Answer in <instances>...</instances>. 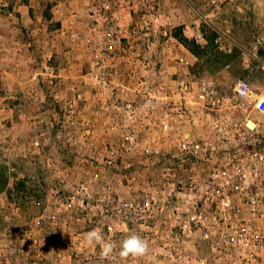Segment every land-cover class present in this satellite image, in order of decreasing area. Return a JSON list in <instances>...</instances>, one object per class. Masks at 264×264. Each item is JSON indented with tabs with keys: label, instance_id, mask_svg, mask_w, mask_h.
<instances>
[{
	"label": "rangeland",
	"instance_id": "374dc122",
	"mask_svg": "<svg viewBox=\"0 0 264 264\" xmlns=\"http://www.w3.org/2000/svg\"><path fill=\"white\" fill-rule=\"evenodd\" d=\"M63 1L0 0V264H203V260L205 264H236L232 258L234 248L227 241L236 231L231 224L249 220L247 199L240 203L239 199L230 197L232 205L242 208L235 214L232 210L221 211L219 197H199L207 185L214 190L218 184L203 180V176L213 174L212 166H204V171L194 181L190 180L188 171L172 169L169 163L173 151L171 139L156 129L141 132V145L129 152L127 158L136 165L135 170L125 171L119 161L117 167L106 170L99 181L92 180V171L85 162L75 161L74 148L63 147L53 137L51 145L41 154L34 150L33 139L48 130L41 121V114L56 108L50 80L57 78L61 87L57 88V93L73 97L72 89L59 82L61 77L51 65L52 58H43L44 47L56 51L66 44L72 45L67 41L68 31L75 33L74 28L69 27L72 23L65 25L67 29L61 27L58 18L52 19ZM73 1L76 3L71 9V20L76 19V15L86 17L89 13L88 21L92 24V15L100 11L104 3L112 10V3L117 0H110L111 4L109 0H100L101 5L95 11L92 8L97 5H91L93 0ZM128 1L133 3L128 7L132 8L134 21L141 19L146 9L151 10L149 27L159 33L155 46L171 43L164 36L165 31L172 33L180 27L184 35L188 32L187 38L194 40L193 35L199 29L204 35V42L199 44H203L204 49L201 58L197 57L195 72L199 74L207 68L211 75L205 80L217 81L225 96L233 95L240 79L250 82V75L254 80V85L250 82L252 87L264 90V0ZM95 17L97 23L96 19L104 15ZM58 30L61 31L57 33ZM25 48L36 66L42 63L35 81H43L48 89L33 92L19 85L17 92L10 86L14 77V51ZM20 59L24 61V54ZM228 65H231L229 69L219 76L214 75ZM45 66L49 68L45 70ZM30 71L26 74L21 70L16 76L23 81L26 75L35 72ZM63 74L75 75L68 69ZM24 90L31 99H26ZM80 90L84 101L86 92ZM36 92L46 99L41 104L35 99ZM15 94L17 96L13 97ZM88 114L83 112L82 117L94 118ZM205 114L203 122L198 119L192 127L199 141L205 139L219 144L215 159L223 157V149L231 148V140L215 129L217 125H228L232 135L236 121L245 124L248 119L260 120V114L255 111L231 114L207 110ZM32 116L34 120L30 119ZM224 118L227 119L222 122ZM96 136L102 150L119 143L117 133L109 135L111 137L99 133ZM149 141L161 149L158 154L147 155L145 145ZM139 162L144 165L140 166ZM57 189L59 194H56ZM204 207L208 209L203 219L206 218L207 224L217 223L214 228L211 225L208 229L200 227ZM92 229H100L105 241L113 244L114 260H102L101 245L86 242L85 234ZM206 232L208 237H205ZM132 233L148 241V254L121 260L118 256L121 241ZM219 241H223L221 252L215 251ZM215 253L229 258L213 261Z\"/></svg>",
	"mask_w": 264,
	"mask_h": 264
},
{
	"label": "built area",
	"instance_id": "2783aa9c",
	"mask_svg": "<svg viewBox=\"0 0 264 264\" xmlns=\"http://www.w3.org/2000/svg\"><path fill=\"white\" fill-rule=\"evenodd\" d=\"M110 11V6L104 3L103 8L96 11L92 18L95 19L96 14L104 15ZM151 16V10L146 9L131 29L120 26L117 30H99L96 35L97 40L104 43L117 39L120 42L125 40L127 43L124 45L121 42V47L128 48L134 58L131 65L133 82L129 87L122 89L120 95L107 93V87L102 83L98 86L100 94L111 103L109 112L103 114L99 109H95L94 118L85 120L79 107V102L84 98L80 88L72 89L73 97H64L57 93V88L61 87L54 77L49 85L55 91L51 97L56 102V108L41 114V121L47 125L48 130L33 139V148L41 154L51 145L53 137L63 147L74 148L77 153L75 161L79 162L81 159L85 162L92 171V180L99 181L106 170L116 168L119 161L125 171L135 170L136 165L127 158L129 152L141 145V132L148 128L156 129L171 139L170 148L173 151L169 155V163L172 169L188 171L190 180L194 181L200 177L204 166H212L213 174L203 176V180L215 181L218 184L214 190L209 189L207 185L205 191L199 193V197H219L222 199L221 211L232 210L235 214L240 213L242 208L241 205H232L230 197L239 199L240 203L247 199L249 220L243 219L240 223L231 224L236 231L227 242L234 248L235 254L232 258H235L236 264H264V90L257 91L245 79L236 83L231 96L222 94L215 80L204 81L197 88L184 85L177 91L169 90L167 85L161 84L155 90L152 83L143 80L144 76L136 67L137 61L145 62L141 59V52L155 46L152 33L158 30L152 31L149 27L148 18ZM187 33L186 31L185 35ZM164 36L173 38L172 33L167 31ZM193 38L197 43L204 42V35L199 29ZM101 46L104 47L105 44ZM92 67L107 69L108 61L106 58L94 60ZM48 68L45 66V70ZM168 92L170 95H179L178 102L172 100L166 94ZM41 93L43 94L42 91ZM34 96L40 104L46 100L42 95L40 97L38 92ZM195 104L218 113L255 111L260 114V120L248 119L245 124L236 121L232 135L227 129L228 125H217L215 129L231 140V148L223 149V157L215 159V155L220 151L219 144L205 139L199 141L194 135L190 108ZM30 119L35 118L32 116ZM102 127L107 135L118 134L117 146L100 149L96 135L97 130ZM154 144L149 141L145 145L147 155L158 154L161 150ZM139 164L144 165L143 162ZM59 193L60 190L57 189L56 194ZM130 205L133 207L134 203ZM210 208L214 209L213 205ZM207 209L204 207L200 213V227L208 229L211 225V228H214L217 223L207 224L206 218L203 219ZM208 235L206 232L205 237ZM217 244L215 251L221 252L223 241ZM225 258L221 253L213 254V261L222 262ZM202 263L205 264L206 261L203 260Z\"/></svg>",
	"mask_w": 264,
	"mask_h": 264
},
{
	"label": "crops",
	"instance_id": "0c3cea01",
	"mask_svg": "<svg viewBox=\"0 0 264 264\" xmlns=\"http://www.w3.org/2000/svg\"><path fill=\"white\" fill-rule=\"evenodd\" d=\"M64 1L59 4V11L52 16V19H54V17L58 18L57 21L62 22L61 27H66L65 25L68 22L72 23L69 27L71 30L74 28L76 34L68 31L69 35L67 36L68 43L72 45L66 44L65 48L56 51H51L49 47H44L45 49H43V51H45V55H43V58L49 60L52 58L51 65L55 72L58 73L57 75L61 77L59 82L63 83V86L66 85L70 91L74 87H79L82 91L84 90L86 92L85 100L80 101V106L82 108H80V111L82 113L84 112L86 115L89 112L93 118V111L99 109L103 114H107L111 108V103L100 94L98 86L102 83L106 85L107 93L120 95L122 89L129 87L133 82L131 65L134 58L130 55L128 48L125 46L121 47V42H124L123 44L125 45L127 43L126 41L120 42L119 39L116 41H106L105 46L102 47L96 35L99 30H117L120 26L131 29L134 26L133 24L140 19L138 21H134L133 19L135 16L134 13L131 12L132 8L128 7L133 4L132 2L121 0L119 3L117 0L112 3L114 8L109 13L104 14L103 18L96 20L97 23H95V19L92 21V24L88 21L89 13L86 17H81L80 14L79 16L76 15V19L71 20V13L73 12L71 9L74 8L76 2L73 0ZM91 5H97L95 8H92V10L95 11L96 8L101 5V1L93 0L91 1ZM118 5L120 7H117ZM60 7H64L62 8L63 12H61V15H59L61 11ZM69 27L67 26L66 28L68 29ZM151 29L155 31V29ZM77 30H80L78 34ZM60 31L58 30L57 33ZM152 35L153 39H155V44L158 43L159 41H157V38L159 37V33L153 32ZM170 41L173 43L172 46H170L171 43L169 45L162 43L141 52L143 54L141 59L145 62L137 61L136 67L140 69V72L144 76L143 80L152 83L155 90H157L158 85L165 84L169 87V90L177 91L184 85L197 88L200 83L207 81L205 79H208L210 74L207 68L199 71V74L195 72V65L197 64L198 58L176 38L173 37ZM27 53L26 48L19 52L14 51L15 57L14 60L12 59L14 64V77L10 80V86L12 85L17 92L20 87L19 85L25 87L26 91L30 88L29 90L33 92L41 89H48L46 83L43 81H35L37 79L38 66H41L42 63L40 65L38 63L36 66L30 59V56H27ZM22 54H24L25 57L24 61L20 59ZM100 58L107 59V69H95L92 67V62ZM23 64L24 69H22ZM230 67L231 65H228L222 71L214 75L219 76L221 72L226 71ZM67 69L75 73V75L68 77L63 74ZM21 70H24L26 74L30 73V70H34L36 73L32 72L30 75H26L25 80L22 81V78H17L16 76ZM78 71H82L83 73L77 75L76 73ZM249 80L254 85V80L251 75L249 76ZM24 94L26 99H31L27 97V92ZM166 94L172 100L178 102L179 95L175 93L174 95H170L169 92ZM16 96L15 94L13 97ZM107 104L109 106H107ZM207 110V108L201 105L195 104L191 106L190 113L194 123L197 122L196 120L198 119L202 123ZM103 128L104 127L98 129L97 133L104 134L105 137H111L112 135H107Z\"/></svg>",
	"mask_w": 264,
	"mask_h": 264
},
{
	"label": "clouds",
	"instance_id": "9594fccd",
	"mask_svg": "<svg viewBox=\"0 0 264 264\" xmlns=\"http://www.w3.org/2000/svg\"><path fill=\"white\" fill-rule=\"evenodd\" d=\"M85 240L89 245L100 244V258L102 260H114L115 249L111 242L105 241L104 235L100 229H92L85 234ZM149 244L146 239L137 233L127 235L119 246L118 256L121 260L129 257L141 258L148 254Z\"/></svg>",
	"mask_w": 264,
	"mask_h": 264
},
{
	"label": "trees",
	"instance_id": "16d2710c",
	"mask_svg": "<svg viewBox=\"0 0 264 264\" xmlns=\"http://www.w3.org/2000/svg\"><path fill=\"white\" fill-rule=\"evenodd\" d=\"M172 36L190 50L196 57L201 58V52L204 49L203 44L197 43L195 40L189 39L184 35L183 28H177L172 32Z\"/></svg>",
	"mask_w": 264,
	"mask_h": 264
}]
</instances>
